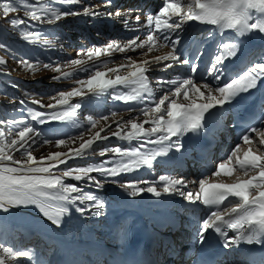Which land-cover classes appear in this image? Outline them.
I'll return each instance as SVG.
<instances>
[{
	"label": "snow or ice",
	"instance_id": "1",
	"mask_svg": "<svg viewBox=\"0 0 264 264\" xmlns=\"http://www.w3.org/2000/svg\"><path fill=\"white\" fill-rule=\"evenodd\" d=\"M57 2L80 7L62 10L53 6ZM111 6L112 0H101L100 4L95 5L84 4L83 0H48L47 3L42 0H0V17L7 19L10 13L23 11L27 20L17 17L8 20V23L13 31L19 29L23 40L29 44L39 43L43 35L41 25H53L67 17L112 19L125 16L121 21L125 30L140 31V17L137 15L133 18L131 9L127 10V15L120 9L115 12L101 11L102 8ZM174 16L179 19H173ZM188 21L213 25L221 32L230 29L235 33L232 39L217 43L216 51L199 81L196 74L205 52L200 48L190 59L189 54L183 50L181 35L183 26ZM21 25H24V28H20ZM144 27L147 28L146 32L123 43L110 40L106 45L76 49L79 58L69 61H61L58 57H49L45 61L39 56L30 59L0 41V49L31 74L47 69L61 74L51 78L60 81L75 77L77 72L88 73L84 78H76L74 84L77 86L71 90L53 91L48 99L54 103H42L44 93L29 92L27 89L24 90L23 97L9 95L7 92L0 93L7 96L10 103L18 102L19 107L13 108L11 112L20 113H9L7 119L0 118V219L15 215L13 209L29 206L38 209L56 228L61 227L64 218L69 216L73 209L81 217L85 213L98 217L105 208V202L96 192L101 191L106 183H111L118 185L124 193L133 198L144 193L156 198H160L162 194H175L187 201L188 205L196 206L199 202L205 206L209 209L208 213L194 222L197 225V244L203 245L206 233L212 230L223 239L225 249L242 242L264 246V105L261 106V114L256 122L249 123L244 128L235 144L222 159L216 161L215 168L208 173L216 177L221 174L230 176L233 172L241 173L233 183H211L209 179L201 177L198 180V191L193 192L186 190L188 181L184 177L176 178L168 174L160 175L158 181L115 179L143 166L152 168L153 161L157 157L167 156L170 150L182 152V138L187 133L194 136L205 133L210 122H218L224 113L231 111L237 98L260 86V82L264 81V50L236 76H228L226 63L242 55V37L255 38L258 34L259 38L264 40V0H185L184 3L181 0H162L158 12L146 14ZM213 37L214 31L210 29L208 39ZM44 45L52 51L57 50V42L54 40L45 39ZM164 48L170 50L163 55H156L152 61L145 59L137 63L131 57L125 56L123 59L127 63H121L117 67H109L110 63H114L111 60L85 66L88 61H98L101 56H111L114 51L125 53L129 50L144 49L141 55L146 56ZM59 50L63 51L62 44ZM152 63L161 65L162 71L188 65L191 75L172 79L157 77V83L163 90V95L157 99L147 75ZM7 66L8 61L0 58V76L10 75ZM65 66L73 71H64ZM101 68L106 71L100 70ZM124 69H129L127 75L120 74ZM110 73L115 74L114 79L108 78ZM117 86H131V91L127 93L113 91L111 99L123 103H140L142 107L138 109H124L128 112L135 111V117L116 122L115 130L111 125L107 129L101 128L87 140H84V132H81L71 139H80L82 142L68 152L57 151L39 159L33 155L34 147L40 142H52L41 127L33 125V121L36 125L43 126L53 121L65 120L74 116L81 108V102L72 104L70 101L75 97H80L83 101L85 90L99 98L105 95L108 89L115 90ZM11 87L19 89V85L14 83ZM38 97L41 99H37ZM30 104L36 105V108ZM226 105L229 107L226 108ZM115 115L116 112L112 111L100 119L107 121L109 116ZM141 116L144 119L138 122ZM87 120L89 128L85 131L90 132L98 121L91 115ZM237 124L243 126L244 121L233 120L230 126L235 127ZM145 125L150 127L146 129ZM125 128L130 130L124 132ZM107 133L121 140H136L137 144L128 148L119 145L100 147L98 142L111 138ZM173 137H176V140H173ZM68 139L69 137L56 138V147L66 145ZM149 144L159 147L156 150L144 151L145 146ZM244 145L248 147L241 157ZM95 154L108 158L101 159L95 165L60 167L67 165L69 160L83 159ZM66 178L77 183H66ZM85 186L93 188L94 191L85 192ZM229 197L235 199L224 205ZM0 248L4 254L0 256V264H7L8 259L16 260L18 257L32 259L30 250L14 251L11 247L2 245ZM35 264H40V260L36 259Z\"/></svg>",
	"mask_w": 264,
	"mask_h": 264
},
{
	"label": "rangeland",
	"instance_id": "2",
	"mask_svg": "<svg viewBox=\"0 0 264 264\" xmlns=\"http://www.w3.org/2000/svg\"><path fill=\"white\" fill-rule=\"evenodd\" d=\"M42 2L47 3L48 0H42ZM96 3H97V0H87V4H94L95 5ZM53 6L58 7L62 10L66 9L68 7H80V5H64V4L59 3V2L54 3ZM103 10L104 9L102 8L101 11H103ZM17 17L27 20V17L24 16L23 11H20L18 13H10L9 17L7 19L0 17V27H3L2 29L3 30L5 29V33L9 36V37L6 36V37L0 38V41H3L5 43L9 44L12 48H14L17 51H19L20 53L28 56L30 59H35L37 56H39V58L41 60H45V61L49 57H58L59 60H61V61H69L70 59H73V58H79L76 55V49H78L80 47V45H81L80 42L82 41V39L76 37V35H79V36L81 35V37H82V34H85V36L87 35V33H85V31H84V29H85L84 23H85L87 17L84 16L83 20H77V21H68L70 17H67V18H63L59 21V22H63L60 25H54V26H45L48 24L41 25L40 27L43 30V35L41 36L38 44H29L27 41L23 40L19 29H17L16 31L12 30V26L8 23V20H11V19H14ZM112 19H114V18H112ZM96 20H98L100 22L101 18L98 17V18H96ZM20 28H24V25H21ZM98 30H100V29H98ZM102 30L105 31L104 26H102ZM76 38H78V40ZM45 39L56 41L57 42V50L52 51L46 45H44ZM64 41H67V42L64 43ZM74 42H76V43H74ZM77 42H79V43H77ZM91 42H89V43H91ZM93 43H95V42H93ZM61 44L63 45V51L59 50ZM75 44L78 46H76ZM91 44H89L88 47L91 46ZM29 45H36L37 47L35 48V46H29ZM102 45H105V44H102ZM66 46H67V48H66ZM72 46L73 47L75 46V49H73ZM29 48H31V49H29ZM72 50H73V52H72ZM0 58H4L5 60L8 61L7 68H8V71H10V75L0 76V79H1V81H0V93L7 92L9 95H16L18 97H23L25 89H27L29 92L44 93L45 95L42 99L39 97L37 98V99H41V102L44 104L54 103V101H51L48 99V96L53 91H56L59 89L71 90L73 87L77 86L74 84V80L76 78H84L88 75V73H85V72H77L76 76L71 78V79L54 81L51 78L53 76L61 75V74L54 73L51 70H47V69H41L37 73L31 74L29 71L24 70L21 66H18L16 64L15 60H12L11 62H9L8 58H10V56L6 55L3 49H0ZM106 60H110V58L105 57V56H101L98 61H88V65H85V66H89V65H92L94 63H100V62L106 61ZM12 69H15V70L13 71ZM63 70L64 71H73L72 68H69L67 66H65L63 68ZM100 70L105 71L106 69L101 68ZM149 76H151L149 78L150 81H154V82L157 81L156 80V74L155 75L149 74L148 77ZM152 76H154V77H152ZM114 77L115 76H113V78ZM5 79H7L8 81H6ZM6 82H8L10 84V86L13 83L19 85V89H16L13 87H11V89H7V88L3 87L2 83H5L6 86L8 85V84H6ZM7 87H9V86H7ZM119 90H120V88H117V90L115 89V90L107 91V93L105 95H103L102 97H99V98L94 96L91 92H88L87 90H85V96H84L83 101H81L80 97L73 98L70 101V103L75 104L77 102H81V104H82L81 108L76 111V114L74 116L68 117L69 120L66 121L67 123L65 122L66 124L65 123H64V125L60 124V126L57 129L51 128V129H55V130H50V129L45 130L46 128L43 129L44 127H42L41 130L43 132H45L46 137L49 140H51L52 142L51 143L40 142L38 146L34 147L33 155L39 159L41 157H46L47 155H49L50 153H53V152H57V151L68 152L70 149L77 148L82 141L80 139L73 140L71 138L77 137L78 134H80L81 132H84V140H87V139L91 138L92 136H94V134L96 132L100 131L101 128H104V129L108 128L109 125H111L112 129L115 130L116 122L111 123V120L114 118L113 116H109L107 121L100 119V117L110 113L108 111H102L101 104L109 103V101H111L112 92L113 91H119ZM30 106L33 108H36V105L30 104ZM16 107H19L18 102H11L10 103L7 96L0 95V118L7 119L9 113H11L12 115H20V113H12L11 112V110L13 108H16ZM99 110H101L102 112H100ZM40 111H48V109H40ZM89 115H91L93 117V119H96L98 121L96 127L92 128L90 132L85 131V129L89 128V124H88V120H87V117ZM131 117H135V116H131ZM129 118L130 117L123 119V120L126 121ZM139 120H138V122H139ZM32 123L34 126L39 127L38 125L35 124L34 121ZM77 125H80V127H77ZM128 130H130V129L125 128L124 132H127ZM101 134L104 135L105 133H101ZM107 134L111 138L109 140L98 142L100 147H107L110 145L111 146L119 145L123 148L129 147V146H125L126 143H124L125 142L124 140H121V139H118L114 136H111V133H107ZM62 137H69L67 144L61 145L60 147H56L55 139L56 138H62ZM94 147H95V145H94ZM16 155H17V158H19V154L17 153ZM109 155H111V154H109ZM107 158L108 157H101L99 154L90 155L87 158L77 159L76 161L70 160L68 162L67 166H64L63 168L68 167V166H72L74 164L73 162H75V163L81 162L80 165H89V164L95 165V164L99 163V161L101 159H107ZM74 165H78V164H74ZM66 179H69V178H66ZM70 180H72V179H70ZM124 181H126V180H124ZM67 183H69V182H67ZM109 184L110 183H106L105 186H108ZM140 186L143 187L145 185H140ZM84 191L85 192H91L89 190H84ZM103 201L105 202V206L109 205V203H107L106 200H103ZM86 203H90V202H86ZM102 210H105V208ZM104 216L105 215H103L102 217H104ZM0 223L8 225L5 222H0ZM6 225L0 224V245L6 246V242H8L9 243L8 247H11L14 251H19V247H25L26 248V246L29 243L24 244L19 239V235H20L19 232L16 230H13L11 228L12 226L9 227L10 225L9 226H6ZM14 229H17V228H14ZM25 233L28 234L27 231H25ZM28 240L31 241L32 238L28 237ZM31 253L33 254V252H31ZM3 255L4 254L2 252V248H0V256H3ZM53 255L51 256V258L53 257ZM34 257H36V255ZM28 262H30V261L27 259V257H18L16 260H11V259L7 260V264H28Z\"/></svg>",
	"mask_w": 264,
	"mask_h": 264
},
{
	"label": "bare ground",
	"instance_id": "3",
	"mask_svg": "<svg viewBox=\"0 0 264 264\" xmlns=\"http://www.w3.org/2000/svg\"><path fill=\"white\" fill-rule=\"evenodd\" d=\"M97 1H100V0H97ZM120 1L121 0H112V6H111L112 8L109 7L107 9H104L103 11L106 10L107 12H115L116 6H119L120 10L122 12H124L125 15H127V10L131 9V7L133 6V3H132L133 0H125V3L120 2ZM151 2L153 5V8L155 6L157 9L155 11V13L158 12L159 8L162 5V0H151ZM181 2L184 3L185 0H181ZM130 3H132V4H130ZM146 8L147 7H145L144 9H146ZM147 13H149V12H143L140 9H134V11H131V16L133 18L137 15L140 17L141 28H140L139 32L133 31V30H128V31L125 30L123 24L121 23V21L124 20L125 16H120V17H116V18L114 17V19L101 18L100 22L96 19H91V18L87 17L86 21L84 23V26H85L84 31H85V33H87V35L85 36V34H82V37H81V35L80 36L76 35V37L82 39V41L80 42L81 45L79 48H87L88 45L91 43H92L91 45H102V44L106 45L110 40H116V41L123 43V42H126L128 39H130L133 36L141 35L142 33L147 31V28L144 27V25L146 23V14ZM83 18H84V16H78V17H74L73 20L74 21L83 20ZM173 19H179V17L174 16ZM188 23H189V21L184 24V26H183L184 31L181 35V43L183 46V50L189 54L190 59H192L195 56V54L197 53V51L200 48H203L204 52H205V54L201 58L199 68H198V73L196 74V79L199 81L201 79V76L204 73L208 63H209L210 58L212 57V55L216 51L217 43L221 40L232 39V37H231V35H229V36L226 35L225 30H223V32H221V31L218 32V29H216L212 25L210 27V29L214 31V37L212 39H208V34H209L210 29L203 34L198 35L196 31L190 30L188 28ZM102 26H104L105 31L102 30ZM98 29H100V30H98ZM97 34H99V35H97ZM78 38H76V39L78 40ZM89 42H91V43H89ZM93 42H95V43H93ZM74 43H76V42H74ZM77 43H79V42H77ZM73 49H75V46L73 47ZM169 50L170 49H168V48H164V49H161L159 51H153L152 53H149L146 56L141 55V53L145 51L144 49H136L135 51L129 50L125 53H120V52L114 51V52H112L111 56H105V57H108V58H110L111 61H114V63L109 64V67H117L121 63H127V61L123 59V57H125V56L131 57L137 63H140L145 59L152 61L156 55H163L166 52H168ZM252 54H254V52H252ZM201 65H202L203 69H202L201 74L199 75V73H200L199 69H200ZM161 67H162L161 65H156L155 63H152L149 66L150 70H149L147 75H149V74L155 75L156 74V78L157 77H164L165 79H172L173 77H177V76L187 77V76L191 75L190 67L188 65H183V66L176 67L173 69H168L166 71H162ZM128 71H129V69H124L121 71L120 74L121 75H127ZM113 76H115V74L110 73L108 78L114 79ZM228 76L231 77L233 75L228 73ZM149 77H151V76H149ZM152 77H154V76H152ZM149 83H150L151 87L154 89V96L156 98H160L163 95V90L159 87L157 81L155 83L149 81ZM117 88H120L119 91L125 92V93L131 91V86H129V87L117 86ZM117 88H116V90H117ZM111 90H114V89L110 88L107 91H111ZM181 100H182V97H181ZM101 106H102L101 107L102 111H108V112L115 111L116 112V115L113 116L114 118L111 120V123L118 122V121L126 119L128 117L137 115V113L135 111L134 112H128V111H125L124 109H128V108L138 109V108L142 107V105L138 102L123 103L121 101H114L112 99H111V101H109V103L101 104ZM139 119H140L139 122H142L144 117L141 116ZM67 120H69V118L68 119L66 118L65 120L53 121V122L45 124L41 127H44L46 129L55 128L60 124H64ZM149 127H150V125H145L146 129ZM105 129H107V128H105ZM132 142H134L135 145L137 144L136 140H132ZM147 146L144 148L145 149L144 151L156 150L154 148H150L151 145H147ZM255 146L256 145L254 143V151H255ZM140 169H143L144 171H146V170L151 169V168L141 167ZM235 174L241 175L238 172H235ZM132 177H131L132 180L137 181V179H135L136 176H132ZM144 195H149V193H145ZM164 196L168 197V195H164ZM146 201H148L149 205H151V204H158L159 202L164 201V199L153 198V200L149 199ZM126 205H131V203L128 202V203H126ZM145 207H148V206L146 204H144V201H142V205L140 206V208L145 210L146 212H149V210L145 209ZM12 211L15 213V215H11L7 219H0V222H5L8 224V226L10 225V227L12 226L14 228H17L16 230L24 229L28 232L29 235H32V236H33L32 232H37L44 239H48V237L43 233H50L51 232V236L58 243L57 247H59L60 249L62 248V245L64 243L63 237L61 235L55 233V231L52 229L51 222L48 221L47 218H45L42 215V213H40L38 211V209H36L34 206H29L27 208L20 207L17 209H13ZM158 213L159 214H156L154 216L164 217V216L172 215V212L169 210L167 205L161 206L160 209L158 210ZM115 214H117V213H115V212H109L108 213L107 212V215H105V216L108 217V215H115ZM123 215L124 214H122L120 218H122ZM101 216H103V215H101ZM98 219H101V218H98ZM103 220H104V222L102 223V225H106L107 222L110 221V219L106 218V217H103ZM90 223L95 224V225L99 224L97 222H90ZM32 236H30V237L32 238ZM99 240H101V238H99ZM54 247H55L54 245L46 246V248L48 250L50 248L53 249ZM57 247H56V249H57ZM47 252L48 251H45L42 254V256H41L42 259H44L45 254ZM37 254H38L37 252H33V254H32L33 260H36V257H34V256L35 255L37 256ZM59 256H61V255H59ZM56 257H57V255L54 254L53 257L51 258V260L49 261V263L57 264L56 263Z\"/></svg>",
	"mask_w": 264,
	"mask_h": 264
}]
</instances>
